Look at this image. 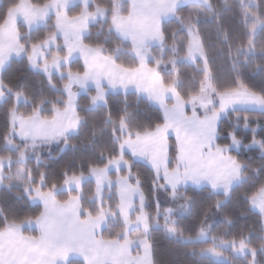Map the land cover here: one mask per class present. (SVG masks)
I'll return each instance as SVG.
<instances>
[{
	"label": "trees",
	"instance_id": "obj_1",
	"mask_svg": "<svg viewBox=\"0 0 264 264\" xmlns=\"http://www.w3.org/2000/svg\"><path fill=\"white\" fill-rule=\"evenodd\" d=\"M22 0H0V27L9 11ZM31 6L40 8L50 0H26ZM92 4L106 11V17L88 27L83 38L84 45L98 49L101 53L128 70L139 65L131 53V46L120 39L111 28L115 3L120 2L121 14L126 15L128 4L125 0H91ZM81 12V5L67 11L74 17ZM256 20L258 26H256ZM191 25L200 39L212 88L218 93L231 92L239 87L264 100V0L254 3L242 0H208L207 7L186 5L178 8L175 17L162 24L163 44L151 49L152 60L147 65L156 70L166 87H173L180 99L187 103L198 95L205 81L203 64L178 62L174 72L169 70L170 61L181 59L186 54L189 42L184 26ZM20 43L25 55L10 61L0 74L4 99L0 102V159L11 160L5 174L22 165L18 162L24 144L13 138L16 150L6 146L11 125V113L28 118L38 114L43 119H51L55 111H62L66 105L64 87L68 80L66 74H82L84 66L74 60L59 69L58 74L45 76L29 66L27 56L32 47L43 43L55 33L53 20L30 33L18 25ZM55 56L64 57L63 49L51 50L46 62ZM165 63L158 64L157 58ZM92 90L78 96L76 114L79 124L74 133L61 138L57 144L39 146V159L26 161L25 167L31 178L30 187L42 193L57 190V202H66L79 197L85 215L97 217L101 208L110 213L117 207L115 196L108 198L106 205L99 206L92 198L95 184L86 179L80 191L61 190L65 181L71 177H89L93 168H104L118 157V144L124 124L127 133L144 134L153 132L164 124V117L157 107L135 93L111 94L105 103L92 107ZM15 96L22 100L16 102ZM241 142L238 151L231 150L228 155L242 166L243 180L234 186L229 195L215 193L207 187H186L179 190L184 200L189 202L187 214L174 213L173 228L176 236H170L163 228H150L152 264H250L252 258L233 256L229 251L220 252L226 261H213L202 256L201 252L212 248L218 242H244L255 252L254 264H264V225L260 215L251 209L250 198L264 188V112L235 110L229 112L217 125L216 145L229 146L231 138ZM168 169L176 163V143L168 138ZM256 142L259 145H250ZM128 169L121 168L117 173L110 172L109 178L126 177L131 174L138 181L139 189L146 203L145 211L149 222L160 210L174 206L167 190H156L154 176L148 166L133 161L128 154L123 155ZM8 177L3 182L8 184ZM42 212V205L30 203L28 196L20 187L0 188V232L9 225H23L36 220ZM117 216V215H116ZM152 224V223H151ZM123 225L117 216L108 220L101 231L103 240H121ZM205 231L206 239L198 240ZM25 234L35 235L33 229H25ZM65 264H84L81 259H71Z\"/></svg>",
	"mask_w": 264,
	"mask_h": 264
},
{
	"label": "crops",
	"instance_id": "obj_2",
	"mask_svg": "<svg viewBox=\"0 0 264 264\" xmlns=\"http://www.w3.org/2000/svg\"><path fill=\"white\" fill-rule=\"evenodd\" d=\"M125 1L128 4L126 15L121 14L120 2L115 3L111 28L131 46V55L139 61V65L131 70L117 65L100 50L83 44L88 27L106 17V11L94 6L91 0H50L40 8L22 0L9 11L0 27V74L11 60L25 55L18 25H22L28 34L49 19L53 20L55 33L31 48L27 56L29 66L44 74L49 66H53L49 69L51 73H59L61 67L74 60H80L84 66L82 74H66V105L64 110L55 111L51 119H43L38 114L28 118L11 114L10 134L24 147L55 143L74 133L79 123L76 114L78 96L88 90L93 93L90 97L92 107L104 104L109 93H135L161 110L162 127L175 129L182 123L183 101L173 87L163 85L156 70L147 63L152 60L151 49L163 44L162 24L174 18L178 8L190 4L207 7L208 0ZM76 5H81L80 14L68 16L67 11ZM60 48L64 57L55 56L51 62L45 61L51 50ZM74 88L77 90L73 92ZM0 92L3 95L1 83ZM174 100L179 106V114L175 115L168 106ZM41 205L42 212L36 220L9 225L0 232V264H65L71 259H81L84 264H100L106 253L103 254L105 244L116 241L103 240L100 236L109 220L108 213H100L94 218L85 215L79 197L62 203L51 197ZM25 229H33L35 235L25 234Z\"/></svg>",
	"mask_w": 264,
	"mask_h": 264
},
{
	"label": "rangeland",
	"instance_id": "obj_3",
	"mask_svg": "<svg viewBox=\"0 0 264 264\" xmlns=\"http://www.w3.org/2000/svg\"><path fill=\"white\" fill-rule=\"evenodd\" d=\"M242 2L253 4L254 0H242ZM257 26L256 20L255 27ZM184 27L189 37L186 54L181 59L170 61L169 70L174 72L178 62L194 63L199 60L203 64L205 81L201 85L198 95L191 97L187 103L181 102V111L184 117L182 123L175 129L162 127V125L160 126L162 128L156 129L157 131L133 135L127 133L124 124H121L118 157L112 159L104 168L91 169L90 176L87 178L83 176L68 178L61 188L63 191L79 192L81 184L86 179H91L95 184V194L92 200L99 206L106 205L108 198L115 196L117 203L115 212L110 213L108 208H101L100 213H108L107 217L112 221H115L118 216L123 225L120 235L122 238L119 239L121 243L117 239L105 244L103 254L106 253L100 264H152L148 242L150 228L161 227L168 235L176 236L173 228L174 213L183 215L189 211V202L183 199L179 190L186 187H207L211 191L227 197L231 189L243 180L242 166L228 155L231 150L238 151L241 142L231 136L229 146H217V125L231 111L264 112V100L242 87L218 94L211 86L204 52L195 28L191 25ZM160 58H157V63L165 65ZM51 67L53 66L45 68V74L43 73L45 76L58 74L54 71L51 73L49 70ZM75 90L77 88L72 91ZM68 97L71 98L70 93ZM15 98L16 102L22 100L21 96H15ZM3 99L4 94L2 95L0 92V102ZM168 106L172 114H179V106L175 100ZM12 116H16L15 112ZM169 137L175 140L177 149L176 163L172 170L168 169L169 145L167 140ZM13 138V134H9L6 146L11 150H16L17 148L12 143ZM250 145L257 146L259 144L253 142ZM39 146L33 144L22 149L18 156V162L22 166L17 167L14 171L11 170V179L8 184L3 182L10 177L9 174L4 173V169L9 168L11 160L9 158L0 159V188L20 187L28 196L30 203L41 205L47 198L54 197L58 191L42 193L39 189L30 187L31 178L25 164L30 159L38 161ZM124 154H128L133 161H139L148 166L154 176L155 189L167 190L170 199L174 201V206L164 210L158 208L156 215L152 217V222L148 221L149 218L145 211L146 203L136 178L129 173L126 177H118L115 180L108 176L112 171L117 173L121 168L128 169V163L123 158ZM250 206L260 215L262 225H264V188L250 198ZM206 237V232L202 231L198 240H204ZM220 250L229 251L233 256L239 258L249 255L252 258L250 264H254L255 252L249 250L244 242H218L212 248L201 252V255L217 262L226 261Z\"/></svg>",
	"mask_w": 264,
	"mask_h": 264
}]
</instances>
